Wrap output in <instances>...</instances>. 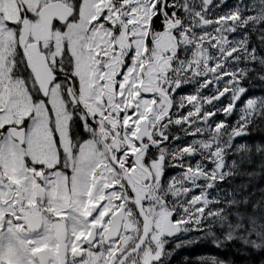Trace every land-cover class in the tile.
Returning <instances> with one entry per match:
<instances>
[{"label": "snow or ice", "instance_id": "snow-or-ice-1", "mask_svg": "<svg viewBox=\"0 0 264 264\" xmlns=\"http://www.w3.org/2000/svg\"><path fill=\"white\" fill-rule=\"evenodd\" d=\"M261 250L264 0H0V264Z\"/></svg>", "mask_w": 264, "mask_h": 264}, {"label": "clouds", "instance_id": "clouds-1", "mask_svg": "<svg viewBox=\"0 0 264 264\" xmlns=\"http://www.w3.org/2000/svg\"><path fill=\"white\" fill-rule=\"evenodd\" d=\"M235 179H237V180H244V179H246V177L244 176L242 170H241V172L235 177Z\"/></svg>", "mask_w": 264, "mask_h": 264}, {"label": "trees", "instance_id": "trees-1", "mask_svg": "<svg viewBox=\"0 0 264 264\" xmlns=\"http://www.w3.org/2000/svg\"><path fill=\"white\" fill-rule=\"evenodd\" d=\"M261 254V253H260ZM262 255V254H261ZM238 258V257H237ZM236 259V258H235ZM241 259V257L238 258V260Z\"/></svg>", "mask_w": 264, "mask_h": 264}, {"label": "rangeland", "instance_id": "rangeland-1", "mask_svg": "<svg viewBox=\"0 0 264 264\" xmlns=\"http://www.w3.org/2000/svg\"><path fill=\"white\" fill-rule=\"evenodd\" d=\"M263 250H261V254H262Z\"/></svg>", "mask_w": 264, "mask_h": 264}]
</instances>
